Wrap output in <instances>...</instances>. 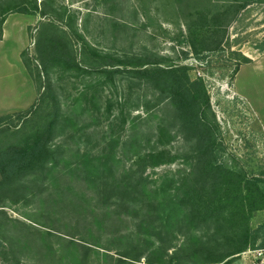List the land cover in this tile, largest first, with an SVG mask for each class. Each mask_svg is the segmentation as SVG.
Returning <instances> with one entry per match:
<instances>
[{
    "label": "rangeland",
    "instance_id": "rangeland-1",
    "mask_svg": "<svg viewBox=\"0 0 264 264\" xmlns=\"http://www.w3.org/2000/svg\"><path fill=\"white\" fill-rule=\"evenodd\" d=\"M45 1L75 12L81 34L102 52L152 53L165 59L164 65L187 66L190 78L200 77L206 86L219 127L221 161L236 169L264 165V0H249L223 27L221 46L200 55L189 46L186 23L199 12L226 10L231 0ZM55 18L13 13L0 27L2 148L41 127L53 113L50 101L36 113L19 115L43 92L39 64L50 36H63L77 60H83L81 43ZM51 21L53 33L46 25ZM244 56L254 65L239 75L244 65L235 69ZM52 76L56 81L58 74ZM58 83L54 92L66 120L54 143L61 146L62 159L41 179L23 176L9 188H0V264H72L71 254L79 264H116L119 258L134 264H147V258L166 264H264L260 239L229 261L214 262L225 249L211 227L186 222L183 212L167 215L172 219L167 222L157 219L156 202L150 201L153 191L164 183L162 175H168V181L188 177L191 165L180 157L191 144L178 134L166 147L178 160L150 167L133 155L128 137L133 128L148 137L160 121L172 128L169 102L156 108L151 89L131 86L124 79L98 94L99 112L92 106L86 112L71 111L67 106L82 84L72 78ZM110 97L114 104L127 99L122 113L116 106L110 116L105 114V98ZM119 113L126 119L123 125L113 120ZM70 119L76 125H70ZM263 220V213L256 212L252 227Z\"/></svg>",
    "mask_w": 264,
    "mask_h": 264
},
{
    "label": "trees",
    "instance_id": "trees-1",
    "mask_svg": "<svg viewBox=\"0 0 264 264\" xmlns=\"http://www.w3.org/2000/svg\"><path fill=\"white\" fill-rule=\"evenodd\" d=\"M249 4V0H231L226 10L222 12L211 15L199 12L195 18L190 19L186 23V28L188 43L193 53L200 55L219 48L223 38V27L235 20L240 10ZM13 13L44 17L55 15V20L66 27L76 41L81 43L83 60H77L76 54L63 36L52 35L47 40L46 53L41 57L39 64L40 75L44 78L41 85L43 92L28 111L20 112L19 115L36 113L37 108H45L50 101L53 113L49 115L50 119L45 124L18 142L5 148L0 147V188H9L23 176L41 179L46 171L58 168L62 159L61 146L54 143V139L61 135L60 126L66 120L61 107L62 102L57 99L54 92V87L58 86L59 81L72 78L82 84L81 90L71 99L72 105L67 106L71 111L81 109V112H86L89 106H92L99 112L98 94L112 86L115 87L117 81L125 79L131 86L144 84L147 89H151L156 100V108L165 101L169 102L172 108L170 111L174 116L172 128L160 121L153 129L150 128V136L145 138L142 132L139 133L133 128L128 138L136 159L145 160L150 167L171 164L179 157L171 154L166 147L175 137L181 133L191 144L188 152L180 157L183 163L191 165L188 177H184L182 181L174 179L168 181V175H162L164 183L155 187L156 190L153 191L154 195L150 201L156 202L157 219L167 222L172 220L167 215L175 217L183 212L186 222L196 223L200 227L203 225L211 227L222 240L221 247L225 249L214 258V262L229 261L230 257L253 248L258 239L259 249L264 250V220L255 229L252 227V219L256 212H262L264 216V165L236 169L221 161L222 143L219 141V127L202 78L191 79L187 66L178 63L164 65L162 61L165 59L152 53L119 55L98 50L81 34L77 28L76 13L67 7L53 8L51 2L45 0H42L41 4H37L36 0H0V27L6 17ZM46 25L54 30L52 33L55 32L53 21ZM250 62V58L242 57L235 71H238L239 66ZM92 63L98 66H90ZM56 74L58 77L54 81L52 75ZM135 80L138 83L133 82ZM126 101L127 99L114 104L111 97L105 98V114L110 116L116 106L122 113ZM146 111L148 113L147 109ZM121 113L118 118L113 116V120H119L123 125L126 119L121 117ZM94 118L97 119L95 116ZM68 122L70 125H76L71 119ZM142 150L146 152L142 154ZM139 183L145 188V184ZM46 235L50 233L47 232ZM68 243L77 246L73 241ZM85 248L91 249L90 246ZM72 255V264H79L74 254ZM103 256H107V253ZM115 261L116 264H134L122 258ZM147 264L166 262L162 259L147 258Z\"/></svg>",
    "mask_w": 264,
    "mask_h": 264
},
{
    "label": "crops",
    "instance_id": "crops-1",
    "mask_svg": "<svg viewBox=\"0 0 264 264\" xmlns=\"http://www.w3.org/2000/svg\"><path fill=\"white\" fill-rule=\"evenodd\" d=\"M252 65H254V64L251 63V64H249V65H248V64H247V65H244L243 68H242L241 70H239V72H238L237 74L240 75L241 71H243V70H245V69H249V71H250V67H251Z\"/></svg>",
    "mask_w": 264,
    "mask_h": 264
},
{
    "label": "bare ground",
    "instance_id": "bare-ground-1",
    "mask_svg": "<svg viewBox=\"0 0 264 264\" xmlns=\"http://www.w3.org/2000/svg\"><path fill=\"white\" fill-rule=\"evenodd\" d=\"M7 26H8V25H7ZM4 33H5V36H6V35H7V32L5 31Z\"/></svg>",
    "mask_w": 264,
    "mask_h": 264
}]
</instances>
